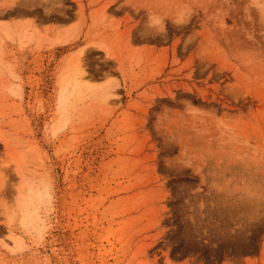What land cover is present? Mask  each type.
Listing matches in <instances>:
<instances>
[{"label": "rangeland", "instance_id": "rangeland-1", "mask_svg": "<svg viewBox=\"0 0 264 264\" xmlns=\"http://www.w3.org/2000/svg\"><path fill=\"white\" fill-rule=\"evenodd\" d=\"M0 264H264V0H0Z\"/></svg>", "mask_w": 264, "mask_h": 264}, {"label": "bare ground", "instance_id": "bare-ground-1", "mask_svg": "<svg viewBox=\"0 0 264 264\" xmlns=\"http://www.w3.org/2000/svg\"><path fill=\"white\" fill-rule=\"evenodd\" d=\"M81 72L82 71H79V70L76 72V75H75L76 77H75L74 84H73L74 87L81 85V82H79V77L81 76Z\"/></svg>", "mask_w": 264, "mask_h": 264}]
</instances>
